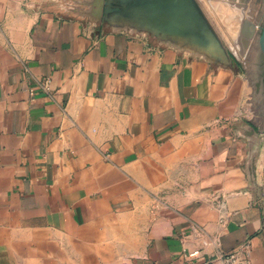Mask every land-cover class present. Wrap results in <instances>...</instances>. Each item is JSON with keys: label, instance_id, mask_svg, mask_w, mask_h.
Instances as JSON below:
<instances>
[{"label": "crops", "instance_id": "0c3cea01", "mask_svg": "<svg viewBox=\"0 0 264 264\" xmlns=\"http://www.w3.org/2000/svg\"><path fill=\"white\" fill-rule=\"evenodd\" d=\"M76 1L0 0V264H264V106Z\"/></svg>", "mask_w": 264, "mask_h": 264}, {"label": "water", "instance_id": "95a60500", "mask_svg": "<svg viewBox=\"0 0 264 264\" xmlns=\"http://www.w3.org/2000/svg\"><path fill=\"white\" fill-rule=\"evenodd\" d=\"M225 1L245 11L252 0ZM93 3L98 7L99 19L106 18L117 24L118 28L115 29H121V25L135 27L156 36L163 43L203 54L215 62L210 57L213 56L226 62L223 66L232 65L219 32L197 0H95ZM253 13L249 9V14ZM259 25V19H253L247 12L243 13L237 37L238 43L243 46L240 53L250 44ZM160 34L180 37L183 41H170ZM189 40L193 41L190 45L186 42Z\"/></svg>", "mask_w": 264, "mask_h": 264}, {"label": "rangeland", "instance_id": "374dc122", "mask_svg": "<svg viewBox=\"0 0 264 264\" xmlns=\"http://www.w3.org/2000/svg\"><path fill=\"white\" fill-rule=\"evenodd\" d=\"M70 1L71 0H59V2H61L63 4H67ZM197 1L201 5V7L203 8L204 12L207 14L208 18L214 24L216 30L219 32V34L221 36V40L223 42V45L226 49V52L232 60L231 67H233L236 70V72L238 73V75H240L242 77L244 87H245V89L247 88L250 91L248 93L249 97L251 99H253V102H254L255 101L254 90H253L251 82H250V74H251L250 71L252 70L251 69V63L249 62L250 56H247L245 54L240 53V44L238 43L237 37H238L239 27H240V23H241V17L243 15V13L247 12V15L251 16L253 19L254 18L257 19L258 15H259L258 11H255V13H253V14H249V9L242 11L237 6L236 7L231 6L229 4V2L225 1V0H197ZM76 2L84 4L85 2H88V0H77ZM220 4L223 6V8L235 12V13L233 12V14H232L233 18L230 20V21H232V24H231L232 26H229V27L226 26V24L223 22V20L219 17L220 16L219 10H217L218 12H216L215 9H217V7ZM250 4L252 5V2H250ZM221 12H222V10H221ZM101 27H103V28L105 27L106 30H111V29L118 28V25L114 24L113 22L109 21L106 18H103V20L101 22ZM120 27H121V29L122 28H124V29L129 28V29H132L134 31H137V32L151 36L150 33H147L145 31H141L135 27H130L128 25L127 26L121 25ZM152 37L156 38V36H152ZM210 57H211V59L215 60V62H213V63L217 64L218 66H223V64L226 63V62L223 63V62L219 61L218 58H215L213 56H210ZM224 67H226V66H224ZM248 70H249V72H248ZM253 109L254 110L256 109V101L253 104V106H251L250 109L248 110V115H250L253 118L252 121H256L258 117L256 116V112ZM244 120H247V119H244Z\"/></svg>", "mask_w": 264, "mask_h": 264}, {"label": "flooded vegetation", "instance_id": "af4514ba", "mask_svg": "<svg viewBox=\"0 0 264 264\" xmlns=\"http://www.w3.org/2000/svg\"><path fill=\"white\" fill-rule=\"evenodd\" d=\"M251 2L252 5L249 3L247 9L254 11V13L258 11L259 15L257 19L260 20V25L254 37L251 39L250 44L244 49L242 54L250 56L249 62L251 63L252 69L250 71V82L254 90L256 109L262 114L261 110L264 106V0H252ZM241 49H243V46L240 45Z\"/></svg>", "mask_w": 264, "mask_h": 264}, {"label": "built area", "instance_id": "2783aa9c", "mask_svg": "<svg viewBox=\"0 0 264 264\" xmlns=\"http://www.w3.org/2000/svg\"><path fill=\"white\" fill-rule=\"evenodd\" d=\"M183 257L181 263L174 264H253L249 243H244L231 251H219L209 258L205 257L201 249L185 251Z\"/></svg>", "mask_w": 264, "mask_h": 264}, {"label": "bare ground", "instance_id": "6f19581e", "mask_svg": "<svg viewBox=\"0 0 264 264\" xmlns=\"http://www.w3.org/2000/svg\"><path fill=\"white\" fill-rule=\"evenodd\" d=\"M253 6H254V3H253ZM252 7V6H251ZM216 12H218L217 10H219L220 12V18L223 20V22L226 24V26H232V21H230L232 18H233V12L234 11H231V10H228V9H225L223 8V6L220 4L217 9H215ZM222 10V12H221ZM257 10V9H256ZM214 11V10H213ZM235 13V12H234ZM217 15V14H216ZM215 15V16H216ZM239 16V15H238ZM217 18V17H216ZM163 38H166L167 40H170V41H183V39H181L180 37H175V36H170L168 34H160ZM189 45L193 43L192 40H189V41H186Z\"/></svg>", "mask_w": 264, "mask_h": 264}]
</instances>
